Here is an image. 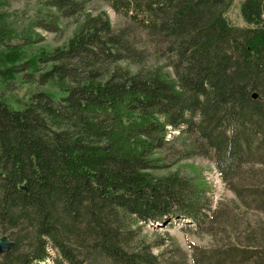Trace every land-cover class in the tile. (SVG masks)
I'll return each mask as SVG.
<instances>
[{
	"label": "trees",
	"instance_id": "16d2710c",
	"mask_svg": "<svg viewBox=\"0 0 264 264\" xmlns=\"http://www.w3.org/2000/svg\"><path fill=\"white\" fill-rule=\"evenodd\" d=\"M235 2L25 0L8 11L0 0V234L15 243L0 264H169L132 247L140 224L215 213L201 176L161 174L173 132L242 198V167L264 165V0L241 1L245 26L229 18ZM65 21L75 34L43 47ZM239 261L264 264V250L226 247L194 264Z\"/></svg>",
	"mask_w": 264,
	"mask_h": 264
},
{
	"label": "rangeland",
	"instance_id": "374dc122",
	"mask_svg": "<svg viewBox=\"0 0 264 264\" xmlns=\"http://www.w3.org/2000/svg\"><path fill=\"white\" fill-rule=\"evenodd\" d=\"M241 1L243 0H236L234 8L229 13L230 20L237 26H245L239 9ZM24 2L25 0H5V5H8L5 10L23 9ZM94 9L106 11L116 26L125 22V19L118 16L106 4H98ZM61 27L62 35L42 33L45 37L43 47L52 50L62 45L78 29L73 21H65ZM19 87L22 90L18 95L24 97L29 86L19 83ZM46 90L59 95L53 89ZM10 102L11 105L19 108L14 99L10 98ZM177 135L178 132L170 134L171 143L157 156L161 160L162 171H165L161 174L178 171L188 177L201 176L204 183L213 190V202L209 206L215 213H211L212 217L202 225L186 219H177L164 227L156 228L140 224L141 230L132 241V247L139 248L140 241L145 242L153 255L170 258L169 264H194L195 259L206 258L210 252L226 247L264 250V207L258 205L259 194L264 195V165L252 166L249 163L242 167L241 174L234 180V187L242 195L240 198L229 184L222 180L220 173L219 175L214 173V167L217 168L215 161L198 154L183 153L186 142L183 139L172 141L173 136ZM206 211L209 210L204 209V212ZM4 236L0 234V238ZM9 240L14 242L11 238ZM224 264H232V262ZM236 264L243 263L239 261Z\"/></svg>",
	"mask_w": 264,
	"mask_h": 264
},
{
	"label": "water",
	"instance_id": "95a60500",
	"mask_svg": "<svg viewBox=\"0 0 264 264\" xmlns=\"http://www.w3.org/2000/svg\"><path fill=\"white\" fill-rule=\"evenodd\" d=\"M14 242L10 241L7 236L0 238V254H5L14 246Z\"/></svg>",
	"mask_w": 264,
	"mask_h": 264
},
{
	"label": "built area",
	"instance_id": "2783aa9c",
	"mask_svg": "<svg viewBox=\"0 0 264 264\" xmlns=\"http://www.w3.org/2000/svg\"><path fill=\"white\" fill-rule=\"evenodd\" d=\"M214 173H216L217 175H219L218 170H217L216 167H214Z\"/></svg>",
	"mask_w": 264,
	"mask_h": 264
}]
</instances>
